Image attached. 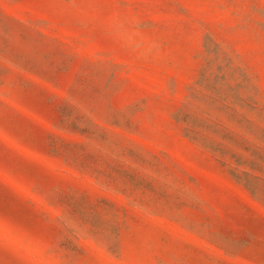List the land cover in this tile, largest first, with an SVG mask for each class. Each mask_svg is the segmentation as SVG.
I'll return each instance as SVG.
<instances>
[{"label": "rangeland", "instance_id": "obj_1", "mask_svg": "<svg viewBox=\"0 0 264 264\" xmlns=\"http://www.w3.org/2000/svg\"><path fill=\"white\" fill-rule=\"evenodd\" d=\"M0 264H264V0H0Z\"/></svg>", "mask_w": 264, "mask_h": 264}]
</instances>
